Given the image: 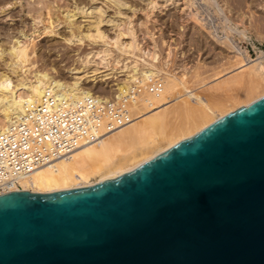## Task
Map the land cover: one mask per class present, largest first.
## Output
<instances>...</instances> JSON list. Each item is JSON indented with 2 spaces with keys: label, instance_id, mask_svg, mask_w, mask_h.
Here are the masks:
<instances>
[{
  "label": "water",
  "instance_id": "obj_1",
  "mask_svg": "<svg viewBox=\"0 0 264 264\" xmlns=\"http://www.w3.org/2000/svg\"><path fill=\"white\" fill-rule=\"evenodd\" d=\"M0 264H264V96L121 175L0 194Z\"/></svg>",
  "mask_w": 264,
  "mask_h": 264
},
{
  "label": "bare ground",
  "instance_id": "obj_2",
  "mask_svg": "<svg viewBox=\"0 0 264 264\" xmlns=\"http://www.w3.org/2000/svg\"><path fill=\"white\" fill-rule=\"evenodd\" d=\"M12 1L0 0V16L15 8L16 1ZM34 1V5L37 3L34 7H37L42 1V4H44V0ZM92 1L90 0L91 4L88 6H79V4L76 5L75 3L73 4L75 5L73 6L74 8L71 9L73 11L69 9L70 11L64 14L66 16L64 22L66 23L67 33L64 37L61 34L59 35V28H57L61 21L54 22L48 18V25L45 24L42 29H39L38 24L43 22L44 19L43 16V18L41 17V11L39 13L42 4L37 7L38 14L37 12L34 13V10L31 12L34 7L30 8V4H26V8H24L22 7L24 6L22 5L23 2L20 3L22 6H19L25 11L27 10L28 12L25 13L31 16V22L25 23L23 20V23L20 24V27L15 32H13L14 30H6L5 34H0V67L2 68V70L0 68V134L10 125L22 121L27 114V103L40 102L47 91L59 100L73 106L90 96L101 98L106 97V95H117L119 97L123 91L141 87L142 90L139 96L131 104L130 109L133 111V118L126 125L103 134L96 141L81 144L67 154L60 155L44 163L27 175L18 178L5 191L52 192L89 186L101 180L121 175L171 148L230 112L249 105L264 96V87L262 88L264 83V64L262 61L252 62V59L246 55V51H240L237 43H234L230 39L231 37L225 35L235 32L236 28L234 26L229 24H226V27L223 26L224 31H226L222 36L225 39H229V45L232 48L230 51L233 52L232 56L239 57L241 55L240 60H237L238 63L237 65L235 63L236 66L234 65L233 69H226V72L214 76L212 82L219 80L223 76H230V72L233 71L237 72L238 70L240 72L242 70L241 72H244L247 67V72H245L248 76L247 82L251 90L247 91L250 92L248 95H243L244 92L241 93L240 91L239 93L238 90L239 94L235 92L229 93L228 91L230 90L228 89L227 91V88L222 90V87L224 88L226 84L223 83L221 90L224 92L220 93L221 95L217 93V96L214 95L215 92L211 93L212 99L215 96L212 100L210 97L207 98V96L204 97L196 93L197 91L186 85L185 81L175 73L176 70L172 72L165 67L167 63L166 65L165 63L160 64L156 41L152 33L146 28L144 34L149 38L150 46L149 44L148 47L144 46L146 41L141 46L133 18V12H135L133 10L136 8L133 9V6L129 5L125 0H108L111 9H114L112 11L114 14L110 16V14H106L107 10H105L107 8L110 9V6L107 7L101 4L105 6L102 8L101 5H92ZM177 1L142 0L145 6L143 5L144 10H141L143 7H140V10L150 19L152 17H149V13L155 10L161 11L177 4L178 7L176 8L180 10L194 2L181 0L180 6ZM202 1L203 3L206 2L204 4H208L211 1L210 3L214 4L213 7L220 11L224 8L218 2L219 0H201V3ZM30 2L31 0H29ZM32 2L31 5H33ZM22 8L21 10H23ZM228 10L231 9L228 7ZM127 11L131 14L127 13ZM225 17L227 16L224 15V21H226ZM78 18L79 20L81 18L86 20V26L78 24ZM151 21L153 20L151 19ZM227 22L230 21L227 20ZM107 24L111 27L113 34L109 33L110 35H108L106 33L108 30L103 31L104 29H101L103 28L102 25L106 26ZM83 26L85 29H82ZM242 32L243 30H240L237 33L242 36ZM47 36H55V38H60L70 45L89 42L93 47L91 45L82 54H79V52L74 53L75 61L71 66L65 68L64 76H62L64 73L59 75L54 67L45 68L37 67L34 64L31 66L25 65L29 58L37 56V52L32 45ZM156 79L165 81L162 92L159 95L153 94L146 89L148 82ZM107 81L112 82L113 86H110L113 88L109 86L112 89L110 90L111 92L102 88V83L105 86ZM97 83H101L97 87L102 86L103 92H101V88L98 91L93 87V84ZM238 83L237 85H239ZM205 84H200V86H205ZM241 86H238V88H241ZM258 88H261V90H258ZM105 92L107 93L104 94Z\"/></svg>",
  "mask_w": 264,
  "mask_h": 264
},
{
  "label": "rangeland",
  "instance_id": "obj_3",
  "mask_svg": "<svg viewBox=\"0 0 264 264\" xmlns=\"http://www.w3.org/2000/svg\"><path fill=\"white\" fill-rule=\"evenodd\" d=\"M9 1L11 2L12 0H9ZM18 1H20V2H18ZM93 1H92V5L93 4L94 5H101L102 4V5H106L107 7L110 6V2L108 0H95L94 3H93ZM125 1L129 5L133 6V9L136 8L135 10H133V11H135V12H133V14H134L133 18H134L135 29L137 31L138 39L140 38L139 42H141L140 43L141 46L144 45V43L146 41L144 46L148 47V44L150 42L149 38L147 36H145V34H144L145 33L144 30L146 28V29H148V31L150 33H152V35L154 36V40L156 41L157 50H158L157 51L158 59H159L160 64L165 63V65H166V63H167V66H165V67H167L168 70L170 69L172 72H174V70H176L177 72L175 71V73L178 75V77H180L182 80H184L186 85H188L189 87L194 89V91H197L196 93L201 94L204 97L207 96V98L210 97L211 99L213 97V96H210L211 93L213 94L215 92L214 95H216L217 93H218V95H221L222 92H224L222 90H224L226 88H227V91H228V89L230 90V91H228L229 93H234V92L238 93V91H239V93H240V91H241V93L244 92L243 95H248V93H250V92H247V91L251 90L249 87L250 85L247 82V80H248V78H247L248 76L246 75V72H247L246 68L247 67L245 68L244 72H241L242 71L241 70L240 71L241 73L238 72V70H237V72L236 71L230 72V76L228 75V76H223L222 78H219V80L215 81L217 83L212 82L213 81L212 79L214 76H216V75L218 76L222 72L224 73L229 69L230 70L233 69L238 63L237 60L239 61L240 60L239 58L241 57V55L239 57L238 56L237 57L232 56L233 52L230 51V49L232 50V48L229 45L230 44L229 39H225L222 36L225 34V31H226V30L224 31V27H226L228 24L234 26L236 28L237 32L240 30H243L242 36H241V34H238L236 32V30L233 33H227L225 35H227L228 37H231L230 39L234 43L235 42L237 43V45L240 48V51H246L245 52L246 55L250 59H252V62L262 61V63L264 64V8H263L264 0H219L218 2L224 8L226 7L225 9L222 7L223 10H225L227 12H225L223 10H221V11L217 10L216 7L214 8L213 7L214 4L210 3L211 1L208 2V4H204L206 2L203 3V1H202V3H201V0H196V1L191 0L192 2L194 1L193 3H191V1H190L191 5H187L184 7V9L178 10L179 8H176V7H178L177 2H179L180 6L182 3L181 0H178L176 2V4H177L176 6L172 5V6L166 8L164 10H161L162 12L159 10H155V11L151 12L152 15H151V13H149L150 14L149 17H152L150 19H148V17L145 16L146 14L144 15L143 11H141L142 9L144 10V6H145V4H143L144 2H142V0H125ZM12 2H15V8H13V10L12 9L10 10L11 13L9 11V12H7L8 15H6L7 13H4L0 16V34H2V35L5 34L6 30H10V31L14 30L13 32H15L16 29H18L20 27V24H22L23 22L30 23L31 22L30 21L31 16L27 15L26 13L28 11L27 10L25 11L22 7L26 8L25 7L26 4L27 5L30 4L29 5L30 8L32 6L34 7L37 5V3H36V5H34L35 4L34 0H31L32 4L34 3L33 5H31V2L29 3V0H13ZM20 3H22V5H24V6H22ZM42 3H43V1L41 2V4ZM75 3H76V5L79 4V6H82V5L88 6L91 4L90 0H74V1L73 0H44V4H42V5L39 4L37 6V7H39L41 5V7H40L41 10H39V13L41 11V17L42 16L44 17L43 22L38 24L39 29H42V27L45 24L48 25V21H47L48 18H49V20H53L54 22L55 21H59V22L61 21L59 24V27H57L60 29V30L58 29V32H59V35L60 34L62 35V37L66 36L67 35L66 26H65L66 23L64 22L66 20L65 19L66 16L64 14L67 11H70L71 9H73L74 8L73 6H75L73 4H75ZM19 5H21L22 7ZM29 6H27V7H29ZM199 6H201L202 8ZM37 7H34L35 9L32 8L31 12H33V10H34V13L37 12L38 11ZM104 7L105 6H102V8H104ZM140 7H143V8H141V10H140ZM228 7L231 10H228ZM21 8L23 10H21ZM105 10H107L106 11L107 15L110 14V16H111L114 14L112 12V11H114V9L112 10L111 6H110V9L107 8ZM71 11H73V10H71ZM192 11H193L194 15H193V13H191ZM222 11H223V14H222ZM224 12H225V14H224ZM9 13H10V15H9ZM127 13H129V11H127ZM196 13H197V15H196ZM129 14H131V13H129ZM224 15L227 16V17H225L226 21L223 20ZM200 18H202V19H200ZM146 19L148 20V22H146L147 21ZM151 19L153 21H151ZM78 20H79V18H78ZM80 20H81V22H80ZM80 20L77 23L78 24L80 23V25L82 24V25L86 26L87 21L84 20L83 18H81ZM227 20L230 22H227ZM150 22H152V23H150ZM222 22H224L225 24ZM242 24H245V25H242ZM103 25H105V24H103ZM103 25H102L103 28H101L102 30L104 29L103 31L108 30L106 32V33H108V35L113 34V31L108 24L106 26H103ZM210 26H211V28H210ZM82 29H85L84 26L82 27ZM10 33H12V32H10ZM87 43L86 44L83 43L84 45L83 44H79V45H72L71 44L70 45L67 42H64V40H62L60 38H57V37L55 38V36L44 37L41 40L34 43L35 46H34V44L32 45L33 49L35 48L38 57L36 56L37 57L36 58L35 56H33L34 58H32V57L29 58V60L26 61L25 65L31 66L34 64L37 67H39V66L45 67V68L46 67H54V68H56L59 75L64 73L62 75V76H64L65 70H66L65 68H68L69 66H71L75 61V54L74 53L79 52V54H82L85 51H87V49H89L91 47L92 44H89V42H87ZM149 46H150V44H149ZM92 47H93V45H92ZM261 56H263V57H261ZM252 62H250V63H252ZM235 63H236V65H235ZM1 70H2V68H1ZM234 79L239 80V81L242 80V81H240L241 84L238 83L239 81L235 82ZM202 82L204 84L205 83L206 84H205V86L201 85L202 86L201 87L200 84H203ZM223 83H226L224 85V88L222 87ZM237 83L239 85H237ZM244 83H246V84H244ZM103 84L104 83H102L103 87L102 86L97 87V86L101 85V83H97L95 85L93 84V87L96 88L97 90L102 87L105 91L111 92L110 90H112L111 88H113L112 82H108V81L105 82V84H106L105 86ZM110 85H112V86H110ZM218 85L220 86V88ZM235 85H237V86H235ZM109 86L111 88H109ZM238 86H241V88H238ZM221 87H222V90H221ZM230 87H232V88H230ZM263 87H264V83L262 85V88ZM102 88H101V92L104 91V90H102ZM106 88H108V89H106ZM207 89H209V90H207ZM243 89H244V91H243ZM259 89L261 90V88H258V90ZM176 91H174V92H176ZM245 92H247V93L245 94ZM106 93L107 92H105L104 94H106ZM214 98H215V96H214Z\"/></svg>",
  "mask_w": 264,
  "mask_h": 264
},
{
  "label": "built area",
  "instance_id": "obj_4",
  "mask_svg": "<svg viewBox=\"0 0 264 264\" xmlns=\"http://www.w3.org/2000/svg\"><path fill=\"white\" fill-rule=\"evenodd\" d=\"M164 84L156 79L146 89L159 95ZM141 90L123 91L119 97L90 96L73 106L47 91L40 102L27 103L23 120L0 134V194L44 163L129 123L131 104Z\"/></svg>",
  "mask_w": 264,
  "mask_h": 264
}]
</instances>
